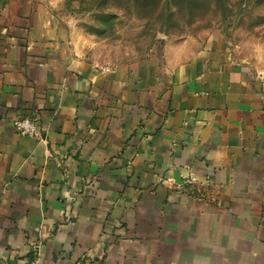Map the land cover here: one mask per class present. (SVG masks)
<instances>
[{"label":"crops","instance_id":"1","mask_svg":"<svg viewBox=\"0 0 264 264\" xmlns=\"http://www.w3.org/2000/svg\"><path fill=\"white\" fill-rule=\"evenodd\" d=\"M77 38L0 7V264H264V57L211 35L112 65Z\"/></svg>","mask_w":264,"mask_h":264},{"label":"rangeland","instance_id":"2","mask_svg":"<svg viewBox=\"0 0 264 264\" xmlns=\"http://www.w3.org/2000/svg\"><path fill=\"white\" fill-rule=\"evenodd\" d=\"M24 1L65 21L79 45L112 65L142 60L161 44L211 35L240 59L264 57V0Z\"/></svg>","mask_w":264,"mask_h":264},{"label":"built area","instance_id":"3","mask_svg":"<svg viewBox=\"0 0 264 264\" xmlns=\"http://www.w3.org/2000/svg\"><path fill=\"white\" fill-rule=\"evenodd\" d=\"M37 122L38 121L35 116H31V115L21 116L14 121V127L16 128L18 133L22 136L36 140H41V134ZM187 181L189 183L195 181L194 175L193 174L190 175L189 180ZM168 182L173 183V180L169 179ZM261 218H262V223L264 225V202L261 209ZM27 264H42L38 253H36L35 257Z\"/></svg>","mask_w":264,"mask_h":264}]
</instances>
